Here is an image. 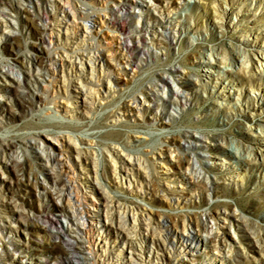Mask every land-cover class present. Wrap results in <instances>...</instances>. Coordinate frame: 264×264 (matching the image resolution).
I'll list each match as a JSON object with an SVG mask.
<instances>
[{
    "label": "rangeland",
    "instance_id": "obj_1",
    "mask_svg": "<svg viewBox=\"0 0 264 264\" xmlns=\"http://www.w3.org/2000/svg\"><path fill=\"white\" fill-rule=\"evenodd\" d=\"M101 1H90L91 7L99 14L105 12L110 17L109 13L119 8L124 13L131 11L134 14L120 29L124 32L121 40L129 46L130 54L139 60L138 66L133 69L135 76L117 74L123 81L124 96H110L101 111L98 110L92 128L108 132L96 139L90 154L86 153L84 146L82 154L73 148L70 150L71 147L67 153H63L58 142L48 135L42 136L41 140L48 153L42 148H31L26 144L7 149L6 159L12 161L19 156V162L30 172L19 176L13 165L0 167V201L8 205L3 214L12 221L9 223L0 219V264L117 262L120 257L111 252L121 245L124 234L118 228V220L109 221L106 231L99 237L111 259L91 253L90 247L94 244L85 237H81L84 255L70 253L74 251V245L56 233L71 224L70 209H65V205L70 204V197L31 185L28 178L30 176L31 183L51 186L50 171L58 167L60 159L71 154L74 163L80 166L82 161L91 176L94 174L92 162H96L105 188L112 194H120V189H127L129 183L126 181L124 187L121 182L119 184L107 155L103 156L101 149L114 143L118 144V149H122L126 142L135 149L134 152H141L149 158L148 166L160 185L165 183L163 172L168 171V175L176 178L169 188L174 191L173 195L186 192L189 197L186 204L179 207L172 205L162 196L163 193L154 191L144 201L148 211H153L152 216L159 220L161 215L182 216L190 211L202 223L194 230V236H190L192 242L199 243L196 253L192 255L193 259L185 260L186 264H206L210 258L224 253L235 257L239 254L238 264H264V145L256 142L260 133L264 136V131L258 129L259 124H264V100H261L264 78L254 79L245 71L240 72L238 62L232 59L236 47L245 46L254 50L256 42H264V0H131L132 4L128 6L119 5L120 0ZM141 1L142 8L134 6ZM71 2L75 4L77 0ZM169 4H180L182 7L178 8L180 11L176 18L181 24V37L164 36L160 48H145L154 33L153 29L164 22L165 7ZM0 6L6 8V12H0V67L3 65L14 76L22 77L23 69L30 63L35 68L49 64L54 54L50 28L53 16L57 13L53 2L3 0ZM227 12L231 14V20L224 16ZM95 18L94 38L87 36L86 40L103 50L106 60L113 66L121 59L120 55L113 59V52L118 50L119 43L105 22L107 18ZM247 25L256 31L252 34L243 32L242 28ZM249 37L252 40H248ZM210 48L216 49L220 56H225L227 63L217 67L216 54L213 58L208 56L210 62L206 68H215L214 75L208 77L207 71L201 69L199 64L201 53H209ZM173 67L185 73V76L198 74L202 81L189 86L185 80L179 79V72L173 73ZM161 77L168 80L162 81ZM39 78L38 85L33 86L32 91H26L18 97L9 92H0V144L2 135L12 136L26 131L44 106L41 100L43 92L40 91L43 90L44 81L42 77ZM3 84L7 86L5 81ZM155 85L160 89L158 102L146 103L139 114L132 112L124 115L117 111L116 105L120 99H130L133 93L143 98ZM94 111L88 104L83 108L82 115L78 116L79 120L87 123ZM119 114L123 118L114 119ZM185 132H194L204 140L214 137L220 139V145H212L218 154L211 155L204 147L193 144L183 136ZM135 138L138 141H133ZM164 140V144L169 145L177 158L163 165L154 161L152 152L160 149L159 143ZM31 141L34 143L35 139L31 138ZM161 149L167 152L166 147ZM236 149L240 152L238 156L234 152ZM185 151L202 174L196 177L199 181L197 185L181 183L183 175L195 180L192 177L196 167L188 168L183 159ZM126 152L130 151H122L129 158ZM248 155L250 158H245ZM215 180L218 181L217 185L213 183ZM11 202L15 205L12 206ZM220 211L228 213L229 219L224 223L219 220L224 227L217 230L211 228L215 220L212 216H217ZM171 227L176 229L172 223ZM216 234L225 241L222 249H216L213 245L208 247L196 239L206 240ZM243 251L247 252L249 258L241 255ZM8 257L13 259L9 260Z\"/></svg>",
    "mask_w": 264,
    "mask_h": 264
},
{
    "label": "bare ground",
    "instance_id": "obj_2",
    "mask_svg": "<svg viewBox=\"0 0 264 264\" xmlns=\"http://www.w3.org/2000/svg\"><path fill=\"white\" fill-rule=\"evenodd\" d=\"M2 1L0 0V3ZM49 1L53 2V6L57 10L50 28L51 45L54 52L50 63L41 64L42 67L40 68H35L30 63L28 67L23 69L22 77L14 76L11 71L4 69L3 65L0 67V92L2 93L9 92L18 97L26 91H32L33 86L38 85L39 77H42L44 81V84H42L43 90L40 91L43 92L41 100L45 104L36 115L34 122L26 131L15 133L12 136L5 134L1 138L0 167L13 165L19 176L29 173L30 170L22 166L19 162V156L12 161L6 159L7 149L11 150L12 146L16 147L17 144H26L31 148H42L48 153V149L41 144L42 136L48 135L55 139L58 142L57 144L61 146L63 153L65 151L67 153L71 147L70 150L73 148L78 154H82L85 147L86 153L90 154L93 144L97 141L96 139L108 132L107 130L92 128V123L98 117L101 107L110 96L115 94L121 97L124 96L123 81L117 74L133 77L135 76L133 69L139 63L135 55L130 54L129 46L121 40V34H124V32L120 28H124L127 20L134 17L131 11L124 13L119 8L111 11L109 13L110 17H108V13L102 12L99 14L95 8H92L91 0H77L75 4L71 2L72 0ZM107 1L102 0L101 2L106 3ZM118 4L128 6L132 2L131 0H120ZM142 4L141 1L134 4V6L142 8ZM178 8H182L180 4L179 6L169 4L165 7L164 22L158 28L153 29L154 33L145 48H160L164 36L181 37V24L176 20L180 11ZM0 12H6L5 6H0ZM97 16H100L101 19L107 18L105 22L111 31L115 33L114 38L119 43L118 50L113 52V59L117 55H120L121 59L115 62L113 66H110V63L106 60V53L103 50L97 47L95 43H88L86 40L87 36L94 38L93 33L97 22L95 17ZM224 16L226 19L231 20L232 18L228 12ZM242 29L243 32L250 34L256 31L250 25ZM248 40H252V37H249ZM263 44L264 42L261 44L256 42L254 50L245 46L236 47L232 59L238 62L237 68L240 72L245 71L249 74V77L254 79L264 78ZM214 54L217 56L215 58L217 67L227 63V58L216 53L214 48H210L209 53L206 51L201 53L199 67L207 71L208 77L215 73V68H206L208 62H210L208 56L213 58ZM175 70L173 67V73L179 72L178 69ZM179 79L185 80L189 86L198 85L202 81L201 76L198 74L185 76L183 72H179ZM217 79L214 78L215 81ZM161 80L168 79L161 77ZM4 81L7 82V86H4ZM150 90L143 98L133 93L130 99H120L116 105L117 111L124 115L132 112L139 114L145 108L146 103L158 102L160 89L155 85ZM261 100H264V94H261ZM88 104L95 111L93 116L89 117V121L84 123L79 120L78 116L82 115L83 108L87 107ZM120 118H123V115L119 114L114 117L117 120H120ZM249 128L252 130L250 126ZM258 129L261 132L264 131V124H259ZM183 136L190 139L193 144L204 147L211 155L218 154L212 145H220V139L214 137L204 140L197 137L194 132H185ZM259 136L256 142L264 145L263 134L260 133ZM31 138L35 139L34 143ZM116 139L120 141L118 138ZM133 141H138V138L133 139ZM165 141L159 143L160 149H154L152 152L154 161L163 165L167 164V161H174L177 158V155L170 150L169 145L164 144ZM117 145V143H114L109 147L106 146L105 149L102 148L101 154L103 156L104 154L107 155L106 158L113 167V175L119 184L121 182L124 187L126 181L129 183L127 189H120V194L117 192L112 194L111 191L105 188L96 162H92L94 174L91 176L92 174L85 170L86 167H84L82 161L79 163L80 166L74 163L71 154H67L63 157L64 159H60L57 162L58 167L50 169L51 186L40 185L38 182L31 183L29 176V184L41 187L50 193L67 194L70 197V204L65 205V209H70L71 224L69 227L64 228L62 232L56 229L57 235L61 236L63 240H67V242L69 240L68 243L74 245V251H70V253H82L84 255L85 251L81 237H85L89 243L94 244L90 247L91 253L96 256H104L105 259H111L110 253L105 245L101 244L99 237L106 231L109 221L115 222L118 220V228L125 235L123 234L121 245L119 244V247L111 252L112 255L120 257L113 264H186L184 261L193 259L192 255L196 253V245L199 242H192L190 236H194L196 227L202 225L200 219L195 213L189 211L182 216H179L180 214L177 216L159 215L160 219L156 220L151 214L153 211H150V209L148 211L144 201L146 196L153 195L154 191H159L172 205L180 207L184 206L189 200L188 195L186 192H181L176 196L173 195L174 191L169 188L176 178L168 175V171L163 172L165 183L160 185L148 166L149 158L144 157L141 152H134L135 149L130 146L129 142L124 143L122 149H118ZM164 146L167 148V152L161 149L165 148ZM127 150L130 151L126 152L129 158L122 153V151ZM234 152L237 156L240 153L237 149ZM245 158L250 157L248 155ZM183 159L188 164L189 169L196 167V164L191 163V158L186 154V151ZM200 176L202 174L196 167L192 177L195 180H189L183 175L181 176V183L197 185L199 181L196 180V177ZM213 183L217 185L218 181L215 180ZM11 203L12 206L15 205L14 202ZM7 207L8 205L5 202L0 201V219L12 223L11 219L3 214ZM212 218L215 220L211 228L217 230L223 229V223L229 219L228 213L224 211L218 212L217 216H212ZM219 220L223 223H220ZM171 223L175 225L176 229L171 227ZM3 224L5 223L3 222ZM207 226L208 223L205 224V228ZM196 239L197 241L201 240V243L203 241L208 247L213 245L216 249H222L225 246V241L219 234L206 240L198 237ZM241 255L249 258L246 251H243ZM7 259L12 260L13 258L8 257ZM239 260V254L235 257L230 253H224L215 258H210L206 264H238L237 261ZM109 263H112V261L109 260ZM101 264H103V261H101Z\"/></svg>",
    "mask_w": 264,
    "mask_h": 264
}]
</instances>
